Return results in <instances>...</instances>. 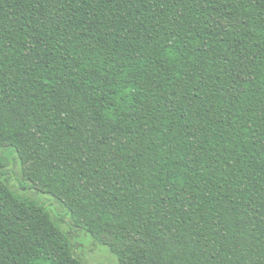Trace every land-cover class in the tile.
<instances>
[{
    "label": "trees",
    "instance_id": "obj_1",
    "mask_svg": "<svg viewBox=\"0 0 264 264\" xmlns=\"http://www.w3.org/2000/svg\"><path fill=\"white\" fill-rule=\"evenodd\" d=\"M10 148L0 264H264V0H0Z\"/></svg>",
    "mask_w": 264,
    "mask_h": 264
},
{
    "label": "rangeland",
    "instance_id": "obj_2",
    "mask_svg": "<svg viewBox=\"0 0 264 264\" xmlns=\"http://www.w3.org/2000/svg\"><path fill=\"white\" fill-rule=\"evenodd\" d=\"M0 152L9 160L10 163L14 161L12 152H14L15 154L16 152L13 148L6 149L4 151L0 150ZM8 172V178L10 179L12 184L18 185V181L23 180L20 165L17 161L12 166L9 165ZM28 190L36 194L38 198H35L32 195H27L25 193L23 194L31 199L37 200L41 204H44L59 222L64 223L66 219L67 221L69 220V218L71 217L69 211L59 200L55 199V197L48 193L46 194L40 190L34 189L32 185H28ZM52 200H56L59 204ZM59 205L62 206L63 210H59L61 209ZM62 227L67 231H71V237L73 243L75 244L76 251L78 252V254H81V256H83L89 264H118L117 259L110 252L109 248L96 242L88 232H85L83 230L82 232L76 231L78 229L76 226L73 227L76 228V230L73 231L72 229H70L72 227L70 225H67L66 223L63 224Z\"/></svg>",
    "mask_w": 264,
    "mask_h": 264
}]
</instances>
